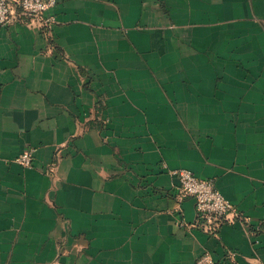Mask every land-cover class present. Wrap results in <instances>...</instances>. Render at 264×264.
<instances>
[{
  "label": "crops",
  "instance_id": "crops-1",
  "mask_svg": "<svg viewBox=\"0 0 264 264\" xmlns=\"http://www.w3.org/2000/svg\"><path fill=\"white\" fill-rule=\"evenodd\" d=\"M47 14V35L0 27V264H264V0ZM177 169L244 220L178 227L196 209Z\"/></svg>",
  "mask_w": 264,
  "mask_h": 264
},
{
  "label": "built area",
  "instance_id": "built-area-1",
  "mask_svg": "<svg viewBox=\"0 0 264 264\" xmlns=\"http://www.w3.org/2000/svg\"><path fill=\"white\" fill-rule=\"evenodd\" d=\"M56 3L57 0H0V27L28 22L47 35L56 23L55 18L47 12L54 8ZM18 161L24 167L31 168L32 151H24ZM171 173L179 179V200L192 198L195 201L196 220L189 224L178 221L176 223L178 227L197 228L215 234L225 223L244 220L241 211L224 197L213 179L200 178L186 169H177ZM227 257L232 259L234 253L228 252ZM196 264L217 263L210 254H205Z\"/></svg>",
  "mask_w": 264,
  "mask_h": 264
}]
</instances>
